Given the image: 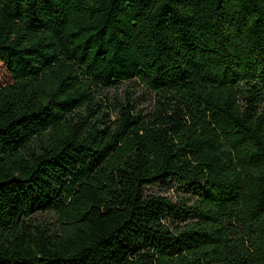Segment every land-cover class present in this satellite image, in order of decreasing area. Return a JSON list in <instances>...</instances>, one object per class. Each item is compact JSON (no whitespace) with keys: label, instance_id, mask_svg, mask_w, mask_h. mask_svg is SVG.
I'll return each instance as SVG.
<instances>
[{"label":"trees","instance_id":"trees-1","mask_svg":"<svg viewBox=\"0 0 264 264\" xmlns=\"http://www.w3.org/2000/svg\"><path fill=\"white\" fill-rule=\"evenodd\" d=\"M0 63V264H264V0H0Z\"/></svg>","mask_w":264,"mask_h":264},{"label":"rangeland","instance_id":"rangeland-1","mask_svg":"<svg viewBox=\"0 0 264 264\" xmlns=\"http://www.w3.org/2000/svg\"><path fill=\"white\" fill-rule=\"evenodd\" d=\"M11 79L9 78V76L6 73L5 68L3 67V65L0 63V85L5 84L10 82ZM125 90V86H122L119 90V95L121 97H123V91ZM135 97H139V103H138V108H148L149 105L152 103V96L147 94V93H143L141 91H137L136 94L132 95ZM164 189H167L166 191ZM186 188L183 187L180 184H176V183H171L168 182L166 184V188H161V187H148L146 192L148 194H160L162 196H167V197H174L175 193H181L185 190ZM163 191V192H161ZM182 194V193H181Z\"/></svg>","mask_w":264,"mask_h":264}]
</instances>
